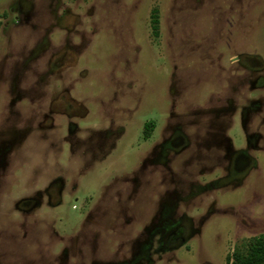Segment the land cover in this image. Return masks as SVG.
<instances>
[{
  "label": "rangeland",
  "instance_id": "374dc122",
  "mask_svg": "<svg viewBox=\"0 0 264 264\" xmlns=\"http://www.w3.org/2000/svg\"><path fill=\"white\" fill-rule=\"evenodd\" d=\"M0 23V264L15 256L20 264H227L237 246L264 233V149L252 151L250 175L216 190L218 169L191 162L190 150L170 170L153 162L145 130L152 110L166 103L168 67L179 79L187 133L214 125L211 111L228 109V94L238 95L234 115L225 114L232 131L249 102L264 110V0H0ZM237 57L248 64L245 93L235 81L242 70H231L244 67ZM68 83L81 100L70 104V121H103L102 135L123 127L135 144L94 141L84 150L80 142L72 150L58 134L48 139L51 148L40 146L55 116L61 125L67 117L63 103L45 99ZM33 94H45L42 107ZM51 106L59 111L47 124L54 128L42 132L37 117L51 116ZM18 109L36 118L7 129ZM153 114L161 133L170 123ZM93 131L85 135L100 136ZM176 175L187 179L179 212L190 236L164 250V230L150 223L152 216L158 222ZM85 182L100 189L91 193Z\"/></svg>",
  "mask_w": 264,
  "mask_h": 264
},
{
  "label": "flooded vegetation",
  "instance_id": "af4514ba",
  "mask_svg": "<svg viewBox=\"0 0 264 264\" xmlns=\"http://www.w3.org/2000/svg\"><path fill=\"white\" fill-rule=\"evenodd\" d=\"M235 62H239V65L244 66L243 68H231L234 70H242V73L237 72L238 78L235 80L239 84L240 90H237V92H244L243 86L246 85V65H248L246 62H240L239 57L236 58ZM233 62V63H235ZM231 63V64H233ZM168 78L169 82L166 86L167 90V99L166 103H164V106L162 108V111L160 109H155V111L152 110V118L151 120L146 123V140L148 142H151V148H152V155H153V162L157 163H163L165 166L169 167L173 163L176 158L181 156L179 159L183 158L185 155V151L190 150L193 154L192 158L189 160L191 162H196L198 164H204L210 162L212 164L211 170L214 172L218 169L217 175L214 178V182L216 185L214 188L216 190L223 189L224 187H228L231 183H234L236 181H242L247 175H250V169L256 165L255 159L252 158V151L254 150H260L264 149V110L262 109H254L256 106V102H249V104H246V106H243L241 109L240 114V122L239 127L237 130L232 131L233 127H231L230 122L226 120V118H229L233 116L237 110V97L236 94H228V105L225 107H228V109H220V110H213L211 113H215L216 115L213 116L214 118L212 121L214 122V125L208 126L205 129H202L200 127H196L192 132H188L185 130V121L183 120L186 116V111L183 108V104H185L183 100V95L181 92V87L179 86V79L176 76V73H172V76L170 75L169 67L167 68ZM240 76V77H239ZM234 81V78H232ZM15 81V80H14ZM234 81V83H235ZM20 86V84L14 83V85ZM42 88V83L39 84ZM230 89L233 90V86L231 84H228ZM232 86V87H231ZM64 93H59V86L58 84L53 88V95L49 100H46L47 102L53 103L54 105L58 106L59 102L63 103V107L65 106V109L63 113L67 115V117H64L66 121L63 123L64 125H61L60 122H58L59 116H55L57 118V125L54 130L48 131L47 127L50 126L52 129L53 124L47 125L48 123H52L54 120V117L52 115L53 112H59L54 111L53 107L51 110V116H48V113L41 116L42 111H40L37 118L40 125V130L42 132L46 131V136L44 141H47V145H44V141H40V146L51 148L50 140H55L54 138L59 134V138L61 139H70L69 143L72 148L74 149L75 143H83L84 150L91 145L92 142L98 141L103 142L106 140L104 145H109L110 147H115L118 143L119 139H125L128 141L127 146H131L132 144H135L133 142V135L132 132H127L124 130L123 127H120L118 131L114 132V134L110 135H102L101 131L106 127V125L103 123V121H100L102 123H97V125H93L94 121H88L87 123H91L92 125H89L86 122V120H83V124L77 125L70 121L72 117H75V113H70V104L73 102H80L81 100L78 99V97L75 99V95L71 93V90H73V83H68L67 87H64ZM218 91L219 88H215ZM26 91V90H25ZM245 93V92H244ZM19 94V93H18ZM21 96V95H20ZM31 96L36 99V102L39 100V103L42 107V102L44 101L43 98L45 97V94H33L29 95V99ZM215 101H221L222 96H219L218 94L214 95ZM31 98L30 100H32ZM21 99V97H20ZM84 103L87 102L85 98H83ZM66 102V104H65ZM178 103H181L180 106H178ZM260 105V102L257 103ZM232 107V109H231ZM153 108V107H152ZM195 111V110H194ZM208 111H204L200 114V116L204 113H207ZM17 113V114H16ZM86 116L88 112H85ZM153 113H157L158 116L160 114L165 113L166 117H164V120L168 121L170 125L166 127V129L161 133H156V130L158 129L157 120H155V116ZM12 114V115H11ZM225 114H230L226 116ZM8 119L5 123H10L8 128L16 127L18 123H20L19 120H23L21 117H24L25 124L23 123L21 126L23 128L28 127L29 124H32L33 118L31 114H23L21 111L18 110H12L10 115L7 116ZM19 118V119H18ZM50 118V120L48 119ZM31 120V122H30ZM12 121V122H10ZM85 121V122H84ZM172 121H176L178 125H172ZM99 122V121H98ZM243 122V124H242ZM184 124V125H182ZM90 126V127H89ZM17 127L15 129L16 131H21V129ZM82 128L83 134L81 135L80 141L77 140V142L73 141L75 140V131ZM90 130H94L92 133L100 134V136L95 137H87L85 135ZM99 130V131H97ZM107 131V130H106ZM238 131V132H237ZM108 132V131H107ZM67 134L66 137L62 138L63 135ZM121 134V135H120ZM124 134V135H123ZM120 135V136H119ZM127 135V137H126ZM121 137V138H120ZM124 140V141H125ZM46 144V143H45ZM103 145V146H104ZM86 146V148H85ZM160 147V153L156 152V150ZM52 150V149H51ZM105 156V151L102 149V152L98 157ZM55 161L52 163L54 166H59V164H66V166L69 165V163H62L59 159H53ZM70 162V161H69ZM184 164H186V158L184 159ZM55 163L57 165H55ZM222 167V173H220L219 168ZM206 169L205 167H202L200 172H204ZM186 173V169L184 170ZM224 171V172H223ZM247 172V173H246ZM178 176V175H176ZM175 187L170 188V186H166V190L164 191V202H165V208L162 209L161 215L158 219V222H155L154 216L151 217L152 222L150 223L153 226V229L161 228L164 230L161 238H160V248L164 250H168L174 246L181 245L190 236V231H188L186 220L187 218L180 214L179 207L184 199H181V192L182 188H185L187 179L185 175L178 176L175 180ZM218 183V184H217ZM153 186V185H152ZM84 187L87 191H97L99 189H88L86 186V182L84 184ZM100 187V186H99ZM154 187V186H153ZM186 200V199H185ZM158 214V213H156ZM178 216L176 219L175 217ZM23 260L19 257L15 256L14 258L10 259L8 263L5 264H20Z\"/></svg>",
  "mask_w": 264,
  "mask_h": 264
},
{
  "label": "trees",
  "instance_id": "16d2710c",
  "mask_svg": "<svg viewBox=\"0 0 264 264\" xmlns=\"http://www.w3.org/2000/svg\"><path fill=\"white\" fill-rule=\"evenodd\" d=\"M152 16L153 29L157 36L159 34L157 9L153 10ZM227 264H264V233L251 237L237 246L228 258Z\"/></svg>",
  "mask_w": 264,
  "mask_h": 264
}]
</instances>
